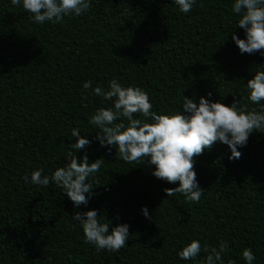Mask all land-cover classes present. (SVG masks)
Here are the masks:
<instances>
[{"label": "trees", "instance_id": "trees-1", "mask_svg": "<svg viewBox=\"0 0 264 264\" xmlns=\"http://www.w3.org/2000/svg\"><path fill=\"white\" fill-rule=\"evenodd\" d=\"M234 2L196 0L185 14L174 0H90L80 16L37 24L22 0H0V264H203V250L195 259L178 255L193 239L202 249L227 241L224 264H247L248 247L253 264H264V133L250 135L239 159H229L220 142L196 157L205 190L196 203L167 196L164 189L179 182L159 180L154 165L125 162L115 146L102 147L89 123L98 108L113 106L92 89L108 90L113 79L145 90L158 114L182 110L184 96L264 106L251 103L246 88L264 70V56L242 54L232 40L233 33L245 38ZM73 128L91 141L75 155L87 154L89 163L103 158L90 177L93 195L79 208L55 184L31 183L34 170L51 175L68 163ZM93 209L109 231L129 225L126 247L97 251L85 243L72 216Z\"/></svg>", "mask_w": 264, "mask_h": 264}, {"label": "clouds", "instance_id": "clouds-1", "mask_svg": "<svg viewBox=\"0 0 264 264\" xmlns=\"http://www.w3.org/2000/svg\"><path fill=\"white\" fill-rule=\"evenodd\" d=\"M180 12L189 13L196 0H174ZM12 5H21V0H11ZM23 8L32 14L33 21L44 24L46 21L60 23L70 15L80 16L91 7L90 0H22ZM232 11L240 15L238 27L245 32V38L235 33L231 38L242 54L259 52L264 56V0H235ZM92 87L91 81L83 84V89ZM248 100L260 105L264 101V70H257L246 84ZM94 95L104 101H113L111 107H100L91 116L89 123L98 128L95 139L102 147L118 150L125 162H147L154 165L152 175L170 184L179 182L175 188H165L167 196L183 194L186 202L200 201L204 189L199 186L194 170L196 157L205 150H210L217 142L226 144L231 151L229 159H239L238 148L245 147L254 132L264 133V106L259 110L249 108L248 104H239L237 100L231 105L220 101L212 102L201 96L198 103L194 98L184 96L182 110L169 114L153 111L148 93L141 87H123L117 79L109 81V88L102 86L92 89ZM211 92L208 93L210 97ZM86 98V97H85ZM140 114L144 119L134 118ZM72 137H77L68 153V163L58 167L51 175H43V169L34 170L31 183L48 187L55 184L79 208L87 206L93 195L94 181L90 179L98 173L103 158L89 163L87 154L78 158L75 153L86 149L91 141L87 136H80L78 128H73ZM111 146V147H108ZM24 181L29 182L28 175ZM142 213L151 219L146 206ZM97 210L77 211L72 219L82 226L85 243L95 246L97 251L117 252L126 247L130 239L129 225L118 224L111 227L101 223ZM228 248L227 241H221L218 247L204 245L193 239L179 251L182 260L195 259L203 250L207 253L203 264H224L222 257ZM247 264H253L256 257L250 247L242 252ZM227 264H235L228 260Z\"/></svg>", "mask_w": 264, "mask_h": 264}]
</instances>
